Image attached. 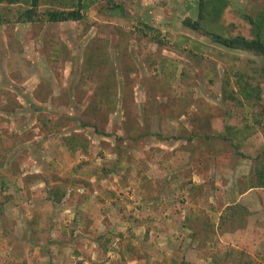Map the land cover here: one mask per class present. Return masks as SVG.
Returning a JSON list of instances; mask_svg holds the SVG:
<instances>
[{
  "label": "rangeland",
  "instance_id": "374dc122",
  "mask_svg": "<svg viewBox=\"0 0 264 264\" xmlns=\"http://www.w3.org/2000/svg\"><path fill=\"white\" fill-rule=\"evenodd\" d=\"M109 1L126 16L100 0L85 20L0 25V264H264V187L247 179L264 131L236 147L213 128L264 106L263 57L215 42L200 0ZM228 1L225 23L263 4ZM230 55L261 90L239 115Z\"/></svg>",
  "mask_w": 264,
  "mask_h": 264
},
{
  "label": "trees",
  "instance_id": "16d2710c",
  "mask_svg": "<svg viewBox=\"0 0 264 264\" xmlns=\"http://www.w3.org/2000/svg\"><path fill=\"white\" fill-rule=\"evenodd\" d=\"M100 0H0V25L8 23H29L36 21H46V22H61L67 20H77L80 21L84 18L87 19L84 14L90 9L91 6L96 4ZM261 1V0H258ZM109 4L110 14L115 15V10L120 8L121 15H125V7L119 2H111L106 0ZM229 4L228 0H200V19H206L208 22L207 31L213 40L217 43L223 44L227 47H239V48H255L261 54L264 60V0L260 9L256 11L254 15L250 13H240L233 8L234 12L240 13L241 18H246V20L231 21L230 23H225L222 15L227 16L224 10L227 9ZM48 6V8L46 7ZM126 16V15H125ZM209 16V17H208ZM130 22L136 23L135 25L142 26V32L144 35L150 36L155 40L158 39L161 32L157 27L145 21L133 20L130 17H126ZM138 21V23H137ZM186 23L192 27L196 28L201 22L198 20L191 21L186 20ZM248 30V31H247ZM246 31L248 32L246 34ZM160 45L162 41L160 40ZM55 55L50 58L52 61L58 59V50H53ZM68 54L62 56L66 59ZM237 59L235 56L230 55L228 64L225 65L226 72L223 79L222 85V98L224 104L227 105L230 110L233 109L236 115L240 114L243 102H247L248 99H253L255 97L256 102L261 105L257 99L261 97L260 87L252 82L253 78H257L253 72L247 71L250 78H246L242 69H236ZM260 76L264 79V65L258 70ZM230 76H233L235 86L237 89L234 90L230 86ZM113 91L109 92V95ZM116 96V92L114 94ZM108 96V94H107ZM110 107H114L115 103L109 96L106 98ZM238 106V109L236 107ZM256 106V105H255ZM257 107V106H256ZM223 113V110H222ZM241 117V115L239 116ZM47 119V118H46ZM224 117L221 115L217 121L214 128V135L216 137L221 136L223 139L234 143L236 147L240 146V141L233 139V137H240L238 134H245L246 132L253 131H264V106L255 108L253 111V117L250 122H245L240 124L237 121L223 122ZM208 121V120H206ZM221 121V123H220ZM48 122V119H47ZM223 124L225 127L222 129ZM135 125L131 126L130 123L125 127L126 132H131ZM217 126V127H216ZM139 130V126H135ZM225 131V132H224ZM213 135V134H212ZM75 137L72 136L71 139ZM67 139V138H66ZM133 139V138H132ZM74 140H71V143ZM114 144L115 152L118 159L123 157L127 153L125 148H128L120 139ZM244 141V138L242 139ZM83 146V145H82ZM237 151L238 148H236ZM254 166L252 170H249L247 179L251 180L248 182L249 187H264V148L259 150L253 157ZM252 161V162H253ZM2 183H6V180H2ZM64 194V191L56 192L57 199L59 201ZM210 223L209 225H211ZM48 261V259H47ZM106 260L101 261L99 264H106ZM237 264V262H235ZM234 263V264H235ZM51 264V263H49ZM182 264H187L183 262Z\"/></svg>",
  "mask_w": 264,
  "mask_h": 264
},
{
  "label": "crops",
  "instance_id": "0c3cea01",
  "mask_svg": "<svg viewBox=\"0 0 264 264\" xmlns=\"http://www.w3.org/2000/svg\"><path fill=\"white\" fill-rule=\"evenodd\" d=\"M204 261H205V263H206V260H204ZM107 263H108V264H112L113 261L109 260V261H107ZM205 263H204V264H205ZM114 264H115V263H114Z\"/></svg>",
  "mask_w": 264,
  "mask_h": 264
}]
</instances>
